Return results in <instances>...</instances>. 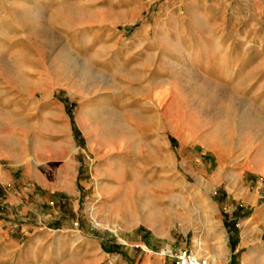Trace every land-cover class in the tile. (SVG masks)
Listing matches in <instances>:
<instances>
[{"label": "crops", "instance_id": "1", "mask_svg": "<svg viewBox=\"0 0 264 264\" xmlns=\"http://www.w3.org/2000/svg\"><path fill=\"white\" fill-rule=\"evenodd\" d=\"M23 5L34 20L27 38L37 43L45 61L40 65L24 50L0 45L7 73L0 80V201L5 204L0 211V264H175L173 254L184 247L157 241L158 235L173 233L172 216L159 213L142 220L138 208L125 204L137 201V193L147 186L148 181L131 176L140 168L136 159L142 141L150 147L145 137L158 135L156 144L162 145L165 132L174 127H180L178 136L185 144L201 143L217 155L232 151L234 137L251 139L254 149L246 151L250 156L235 169L248 191L213 198L219 206L232 204L223 215V241L209 257L218 264H264V35L226 39L189 33L180 38L182 48L176 53L170 35H150L146 28L126 34V28L116 26L113 12L84 26L68 23L60 32L65 16H86L94 5L123 10L126 0H26ZM12 58L17 61L11 63ZM77 58L93 65L98 79L90 71L75 72L72 62ZM139 66L156 76L140 77ZM177 96L180 108L174 112ZM75 105L87 107L74 118L89 149H97L100 162L94 168H87L73 151L76 127L68 110ZM14 112L24 126L33 127L28 135L13 133ZM107 130L115 131L114 142L105 141ZM112 152L116 160L103 164ZM130 155L137 163L131 164ZM13 162L23 164L30 179L19 193L12 188ZM112 167L118 177L106 172ZM180 182L187 186L186 179ZM225 183L231 187L235 182L229 178ZM82 195L90 201H115L116 213L104 214L107 206L102 204V224H93L75 203ZM63 197L74 205L55 222L38 225L13 216L14 206L27 212L37 210L38 201ZM109 218H116V227L109 226ZM115 233L140 235L125 247L113 238Z\"/></svg>", "mask_w": 264, "mask_h": 264}, {"label": "rangeland", "instance_id": "2", "mask_svg": "<svg viewBox=\"0 0 264 264\" xmlns=\"http://www.w3.org/2000/svg\"><path fill=\"white\" fill-rule=\"evenodd\" d=\"M24 2L26 0H0V45L7 44L14 51L24 50L25 52L22 54H25V56L32 55L35 63L42 65L43 62L44 65L45 58L40 56L42 50L38 49L35 41L31 42V39L27 38L29 35L27 33L32 29L34 20L28 14L27 5H23ZM126 2L129 5H126L123 10L118 7L106 10L105 5H94L92 10H87L90 14L86 16L83 15L75 19L65 16L62 18L64 21L62 20L63 24L60 26V32L68 29V23L76 22L84 26L83 24L90 22L104 21L108 13L113 12V20L116 22V26L121 29L126 28V34H136L146 28L144 32L150 35H170L176 53L180 52L182 48L180 38L183 39L189 33L219 34L225 35L226 39L234 36L254 35V37H257L258 35H264V0H126ZM49 11V9L46 10V12ZM45 16L47 17V15ZM2 35L8 37V43L3 41L4 36ZM40 47L42 46L40 45ZM19 56L18 60H21L22 56ZM0 60H4V57L1 58L0 56ZM83 60L77 58L76 61L72 62L75 65L72 68H76L75 72L90 71L89 76L93 74V77L98 79L99 75L91 71L93 65ZM1 61L0 80L4 82L5 80L2 78L6 77L7 73ZM11 61V63L16 62L17 58H12ZM143 68L142 66L137 68V70H140V77L148 73L150 78L156 76L152 70H149L151 68H148L146 72L143 71ZM176 81L179 82V79H176ZM86 108L84 105L69 107L68 112L72 116L74 126L76 125L75 114L78 115V112H83V109ZM179 108V97L177 96V99H174V112H178ZM106 113L108 115V112ZM84 114L89 116L87 112H84ZM17 116L18 114L14 112L13 133L20 131L28 135L33 127L24 126L25 123L17 119ZM173 124L176 125L177 122ZM75 127L76 144L74 143L73 151L80 158V161L87 165V168H94L100 162L96 152L97 149H89L88 141H86L82 130L80 131L77 126ZM180 132V127H174V130L168 129L163 137L165 142L162 145L156 144L159 138L158 135L145 137L148 138L150 147L144 145L147 141H142V152L136 159L139 163L136 160L132 161V155H130L131 164L137 163L140 166L139 169L131 171L133 174L131 176L141 177L148 182L147 186L137 193V201L125 204H128L129 207L138 208L142 220H145V217L147 218L149 215H159V213L172 216L173 233L158 235L157 241L160 245L169 241L176 248L183 246V249H191L198 255L209 257L211 249L223 241L225 231L223 215L225 209L232 204L231 202H224L220 203L219 206L216 201H213V198H219L222 193L239 194L248 191V188L239 184L240 180L236 179L235 169H238L250 156L246 154V151L254 149V146L250 144L251 139L248 137H234L230 139L232 141V151L226 155H217L201 143L185 144L178 136ZM113 133L115 131H106V142H114V139L111 138L114 135ZM18 139L26 143L25 138L19 137ZM33 146L36 149L41 148L40 142L37 141L33 142ZM16 150L17 148L14 147L13 151ZM21 154L24 155L25 152L22 150ZM107 158L108 160L104 161L103 164L114 162L116 153L112 152ZM113 166H115V163ZM162 166H165V168H161ZM108 171L112 176L117 175L115 167L107 169L106 172ZM12 173L15 180L12 183V188L15 193H19L29 186L30 179L26 176L28 169L23 164L16 165L14 163ZM261 176L262 179L260 180L264 181V175ZM181 178L187 180V186L185 182H183V185L181 184ZM229 178L235 182L231 187L225 183V181H229ZM221 181L222 184H219ZM254 187L257 188L253 185L252 188ZM252 188L250 190L253 191ZM30 199L34 201V195ZM75 203L79 205L80 213L83 215L86 211L95 225L102 224V220L98 216V209L101 210L104 206L100 208V205L107 206H105L106 211L103 212L104 214L113 215L117 209L115 201L101 202L100 197H95L90 201L82 195L80 201L76 200ZM73 205L74 201L64 197L58 201H38L37 210L23 212L20 206L17 208L14 206L13 216L21 217L25 223L29 220L37 222L38 225H47L49 222H55V220L67 214ZM4 207L5 204L2 200L0 201L1 212H4ZM109 221V226L116 227V218H109ZM78 222L79 220H74L73 224L77 225ZM29 225L28 223L27 226ZM139 235L115 233L113 238L116 239L117 243H122L125 247H131V244L134 243L133 238L139 237ZM144 236L149 237L148 234H144ZM113 252L111 254L116 253V251ZM111 256H116V254ZM173 258L175 259V254H173Z\"/></svg>", "mask_w": 264, "mask_h": 264}, {"label": "built area", "instance_id": "3", "mask_svg": "<svg viewBox=\"0 0 264 264\" xmlns=\"http://www.w3.org/2000/svg\"><path fill=\"white\" fill-rule=\"evenodd\" d=\"M175 264H218L209 257L198 255L191 249H181L175 255Z\"/></svg>", "mask_w": 264, "mask_h": 264}, {"label": "bare ground", "instance_id": "4", "mask_svg": "<svg viewBox=\"0 0 264 264\" xmlns=\"http://www.w3.org/2000/svg\"><path fill=\"white\" fill-rule=\"evenodd\" d=\"M228 113V112H227ZM228 115V114H227ZM251 124V123H250ZM230 126V125H229ZM220 128V127H219ZM230 130V129H229ZM217 132V131H216ZM218 134V133H217ZM229 137V136H228ZM226 138V137H225ZM225 138H224V140H225ZM218 143H220V142H218Z\"/></svg>", "mask_w": 264, "mask_h": 264}]
</instances>
